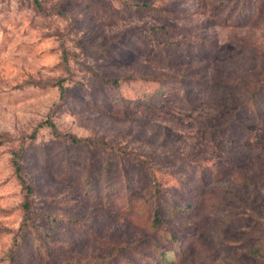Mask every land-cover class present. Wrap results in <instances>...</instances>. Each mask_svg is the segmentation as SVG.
Listing matches in <instances>:
<instances>
[{"label":"rangeland","instance_id":"1","mask_svg":"<svg viewBox=\"0 0 264 264\" xmlns=\"http://www.w3.org/2000/svg\"><path fill=\"white\" fill-rule=\"evenodd\" d=\"M124 1L0 0V264L140 262L177 228L168 264H264V0ZM128 77L162 94L115 103ZM151 178L192 212L126 207Z\"/></svg>","mask_w":264,"mask_h":264},{"label":"trees","instance_id":"2","mask_svg":"<svg viewBox=\"0 0 264 264\" xmlns=\"http://www.w3.org/2000/svg\"><path fill=\"white\" fill-rule=\"evenodd\" d=\"M124 3L127 7L133 9H148L152 10L151 6L148 3H140L136 1L125 0ZM124 4V5H125ZM149 78H140V77H128L122 80H105V83L108 84L113 91L112 100L115 103L121 102L122 106L127 105L128 103H132L135 105H146L148 101L152 100L154 97L160 96L162 94V90L159 91L158 88L149 90L143 86H145L147 81H150ZM131 88L132 91L136 93L135 96L128 94L127 88ZM126 92V93H125ZM175 92V91H173ZM257 108H263L264 104L257 101ZM70 140L75 143H84L88 139L78 138L76 136H70ZM22 151L14 152V158L12 159L15 170L17 172L18 178L20 182L26 188L27 193L31 192L32 188L29 184H27L25 178L22 174V165L20 164L19 157L21 156ZM221 173L217 172V176ZM160 182L155 178H151L149 181V188L147 189L148 196L142 198L138 202L134 203V201H130V198L125 197L124 194L120 197V199L125 200L126 207H130L131 210L137 211L140 213H147L148 215H152L151 225L152 227H161L163 224V218H166V214L170 215V217L182 215H189L192 212L193 204L185 203L183 206H174L164 201L160 197ZM106 186V185H105ZM121 190V189H120ZM86 193H90V189L86 188ZM109 201H114L112 198ZM149 210V212H148ZM178 230V228H177ZM173 229L169 231L168 234H164L162 238L154 241L150 246L145 247V252L142 253L140 250H135L133 255L140 262H134V258L127 259L125 256L121 255V253L117 252L112 256L110 260L115 261L113 264H168L171 261H174V258L171 257V253L176 255L178 251V231ZM162 246H166V251L160 250ZM179 257V258H180Z\"/></svg>","mask_w":264,"mask_h":264}]
</instances>
